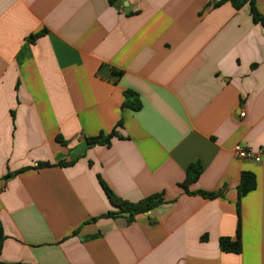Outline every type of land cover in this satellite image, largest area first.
Here are the masks:
<instances>
[{"label": "crops", "instance_id": "0c3cea01", "mask_svg": "<svg viewBox=\"0 0 264 264\" xmlns=\"http://www.w3.org/2000/svg\"><path fill=\"white\" fill-rule=\"evenodd\" d=\"M218 2L0 0L1 263L264 264V29ZM196 162L189 192L216 198L181 187ZM101 181L163 203L121 214ZM238 229L241 253L223 252Z\"/></svg>", "mask_w": 264, "mask_h": 264}, {"label": "trees", "instance_id": "16d2710c", "mask_svg": "<svg viewBox=\"0 0 264 264\" xmlns=\"http://www.w3.org/2000/svg\"><path fill=\"white\" fill-rule=\"evenodd\" d=\"M223 3H230L236 10H240L245 5H249L250 14L252 20L255 24H261L264 29V14L261 13L257 7V0H219L216 6L221 5ZM45 32H41L39 34L31 36L30 40L34 42L39 37L43 36ZM121 72L118 73L117 76H120ZM123 108H128L132 111H138L141 108V103L138 99V95L133 92H126L125 93V101L123 103ZM122 127V122H119L117 127L111 132V134L105 136L104 134H100L97 137L87 138L86 141L89 146L93 147L96 145H107L109 146L111 143V139L118 135V128ZM71 163L61 162L60 166L70 165ZM203 172V167L199 162L190 164L187 172H186V179L181 185L188 193L190 194H198L205 198L214 199L220 194L214 193H205V192H198L192 193L189 192V187L193 185L201 176ZM14 173L13 175H15ZM8 177V176H7ZM10 177V175H9ZM101 185L104 188L109 200L113 204V206L120 209L121 214H129L131 216H138L153 209L157 208L159 205L163 203V199L161 195L150 196L136 204H131L125 202L118 198L106 185L104 182L101 181ZM256 188V181L253 174L249 172H243L240 184L238 186V212L240 201L243 197H245L248 193L253 191ZM116 213L110 212L104 217H114ZM5 234L3 230V226L0 223V253L2 251L4 242H5ZM220 247L223 252L227 253H236L239 254L242 251V243H241V236H240V229H238L237 238L236 240H231L229 238H221L220 239ZM0 264H4L1 263Z\"/></svg>", "mask_w": 264, "mask_h": 264}, {"label": "built area", "instance_id": "2783aa9c", "mask_svg": "<svg viewBox=\"0 0 264 264\" xmlns=\"http://www.w3.org/2000/svg\"><path fill=\"white\" fill-rule=\"evenodd\" d=\"M242 116H244V114H242ZM234 151L236 155L242 160H254L256 162H260L261 160L260 153H255L253 150L244 148L239 144L234 147Z\"/></svg>", "mask_w": 264, "mask_h": 264}, {"label": "water", "instance_id": "95a60500", "mask_svg": "<svg viewBox=\"0 0 264 264\" xmlns=\"http://www.w3.org/2000/svg\"><path fill=\"white\" fill-rule=\"evenodd\" d=\"M123 1L125 2V6L127 7V5H128V4H127V1H128V0H123Z\"/></svg>", "mask_w": 264, "mask_h": 264}]
</instances>
